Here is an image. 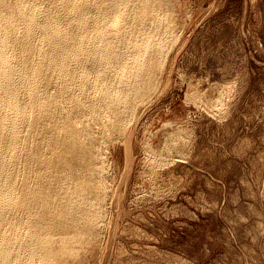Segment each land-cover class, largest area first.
<instances>
[{
	"label": "rangeland",
	"instance_id": "1",
	"mask_svg": "<svg viewBox=\"0 0 264 264\" xmlns=\"http://www.w3.org/2000/svg\"><path fill=\"white\" fill-rule=\"evenodd\" d=\"M27 1L45 32L65 3ZM79 1L100 74L64 91L43 75L52 101L21 129L33 163L13 182L42 203L7 210L0 264H264V0Z\"/></svg>",
	"mask_w": 264,
	"mask_h": 264
},
{
	"label": "bare ground",
	"instance_id": "2",
	"mask_svg": "<svg viewBox=\"0 0 264 264\" xmlns=\"http://www.w3.org/2000/svg\"><path fill=\"white\" fill-rule=\"evenodd\" d=\"M66 1L64 0L65 3L63 5H55V1L49 4L51 17L48 19V23L50 24V30L48 29L45 32L35 20L34 11L36 10H34V7L36 6L27 0H0V19L4 18L3 20L5 21L2 24H9V26L11 25L19 31L15 40H8L9 42L5 45L4 40L6 36L4 32H7L8 36L10 32L0 25V104L2 105L3 111L12 109L13 112L8 117L0 119V174L3 175L2 178L0 177V241L3 245H8L11 241L9 237L1 233L3 224L7 219V214H5L7 210L12 206L28 205L36 207L39 202H37L38 199H33V197L37 198V196L31 193V191L30 198L24 200L27 203L17 201L14 198L13 182L18 177L24 178L23 171L20 167L21 163L28 165L33 163L31 160L32 147L28 144L23 143L18 145L16 143L21 129L28 128L30 122L31 129L35 130L37 127L36 121L42 109L46 107L49 101H52L50 98L41 97L43 75L47 72L54 74L57 77L56 85L64 91L69 89L80 90L83 88L84 78L90 77V75L94 77L95 74H100V69H97L93 63H88L87 57L95 55L102 47L94 44L95 46L91 50H88V48L85 50L86 44L93 42L92 37H94L95 31L94 29V32L91 30L90 24L96 19L92 18L86 1L80 0L81 2H85L84 4L80 3V5L69 4ZM136 12L138 11L136 10ZM104 14L101 20L106 21L107 23H103L108 24L109 18L106 13ZM57 26H63L66 30V32L61 31L64 33L63 38L58 35L56 29L59 27ZM68 26L70 28L67 29ZM72 27L73 29L71 30ZM105 40L109 46L115 44H112L113 42L109 43L107 38ZM35 53L38 54V59L35 58L37 56ZM71 64L73 65L72 69ZM87 65H90V67L88 68ZM14 78L19 79L20 88H16L13 84L8 83ZM91 107L97 111L96 113L94 112L97 116H104V108L106 106L104 107L103 103L92 105ZM30 115H33L31 116L33 118ZM52 126L54 128L61 127L57 121L52 122ZM18 217L15 220L13 219L15 225L12 224V226L17 229H22L23 221Z\"/></svg>",
	"mask_w": 264,
	"mask_h": 264
}]
</instances>
